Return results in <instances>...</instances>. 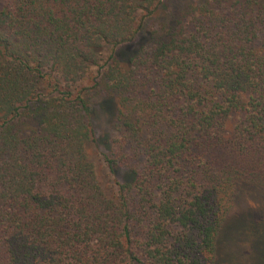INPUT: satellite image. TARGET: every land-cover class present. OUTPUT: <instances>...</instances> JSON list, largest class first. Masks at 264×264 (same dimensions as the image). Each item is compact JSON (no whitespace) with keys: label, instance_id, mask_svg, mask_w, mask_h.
Returning <instances> with one entry per match:
<instances>
[{"label":"trees","instance_id":"trees-1","mask_svg":"<svg viewBox=\"0 0 264 264\" xmlns=\"http://www.w3.org/2000/svg\"><path fill=\"white\" fill-rule=\"evenodd\" d=\"M242 184L264 188V0H0V264H219ZM236 221L257 252L264 216Z\"/></svg>","mask_w":264,"mask_h":264},{"label":"rangeland","instance_id":"rangeland-1","mask_svg":"<svg viewBox=\"0 0 264 264\" xmlns=\"http://www.w3.org/2000/svg\"><path fill=\"white\" fill-rule=\"evenodd\" d=\"M141 43V38L137 37L133 43L125 47V54L118 56L125 59ZM123 52V48L120 49ZM119 52V50H118ZM88 74L92 76L96 70V66H91ZM90 78V76H88ZM84 84H91L89 79L83 80ZM94 106V128L96 130V138L93 143L88 146V154L90 160L94 163L97 175L107 192H113L115 189V181L122 180L127 171L125 168H118L112 172L105 163L106 154H110L114 147V138L117 137L113 118L110 119L109 113L105 112V104L98 101V96L92 97ZM235 117V116H234ZM233 117V118H234ZM240 216H251L254 220H261L264 216V188L257 187L254 184H242L238 190L233 206L228 217V222L224 227L225 238L219 247V264H259V259L264 258V227L261 229V239L257 238V252L255 248V237H246L245 234L239 236L235 231L237 229V218ZM262 217V218H261ZM223 233V232H222ZM239 236L238 238L235 236ZM262 240V241H261ZM257 256V258H256ZM224 260V261H223Z\"/></svg>","mask_w":264,"mask_h":264}]
</instances>
